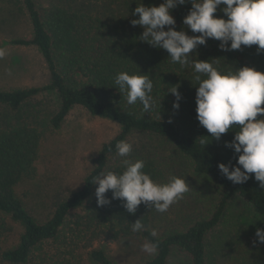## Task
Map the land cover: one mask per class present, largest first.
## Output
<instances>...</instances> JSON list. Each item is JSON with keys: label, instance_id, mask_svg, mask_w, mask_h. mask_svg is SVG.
Segmentation results:
<instances>
[{"label": "trees", "instance_id": "trees-1", "mask_svg": "<svg viewBox=\"0 0 264 264\" xmlns=\"http://www.w3.org/2000/svg\"><path fill=\"white\" fill-rule=\"evenodd\" d=\"M108 1L125 5L132 12L140 2ZM22 4L32 35L11 39L10 44L36 48L49 71L50 82L42 87L0 89V214L9 216L22 227L15 248H0V264H31L48 242H59L66 248L63 258L56 263L53 258V264H72L77 249H86L94 243L111 244L122 238H138L158 245L156 254L140 264H168L173 249L187 255L189 264H264V245L253 247L250 240L227 245L212 235L235 200L243 201L250 212L264 220V190L254 179L234 185L218 171V163L232 161L235 164L233 151L224 147V142L231 141L235 133L230 131L220 141H215L199 125L195 111L198 84L192 79V70L171 63L165 50L141 41L143 29L139 26L109 21L64 2L38 6L36 0H22ZM188 7L174 10L176 30L184 28L182 19ZM187 34L192 35L191 31ZM218 44L209 39L207 45L200 46L193 55L201 61L219 59L223 70L249 66L264 72V54L257 55V46L222 52ZM122 71L130 75L146 74L153 80V96L157 101L154 112L143 113L139 102L132 106L127 104L126 94L114 84L115 76ZM177 85L182 99L179 110L175 111L172 108L175 97L169 91ZM43 93L54 94L57 107L45 119L37 121L28 108ZM75 107L83 108L93 117L116 123L120 132L101 146L82 187L59 202L48 219L39 222L17 188L23 181L36 177L43 130H60ZM135 134H147L164 141L187 160L193 174L206 180L216 193L213 211H196L198 215L191 219L190 213L182 217L180 212L177 219L166 223L165 230L158 234L156 223L165 220L167 212L160 213L141 204L135 215H131L123 208L122 201L111 199V191L106 193L111 203L98 206L95 177L108 172L122 174L123 159L143 160V171L156 183H167L173 176L170 170L174 167L159 156L162 153L153 155L144 147L133 148L129 157L117 155V142L130 143ZM203 137H206L205 144L201 143ZM138 219L145 230L133 232L131 223ZM90 256L94 264H116L103 250H92Z\"/></svg>", "mask_w": 264, "mask_h": 264}, {"label": "clouds", "instance_id": "clouds-1", "mask_svg": "<svg viewBox=\"0 0 264 264\" xmlns=\"http://www.w3.org/2000/svg\"><path fill=\"white\" fill-rule=\"evenodd\" d=\"M136 5L132 15L138 19L131 20V25L143 29L139 39L153 48L165 50L171 63L192 70V79L198 84L195 111L199 125L215 141H220L230 131L235 133L231 141L224 142V147L233 151L235 164L232 161L218 163L220 174L234 185L254 179L264 190V72L249 66L223 70L219 59L201 61L193 55L200 46H206L209 39L218 41L222 52L255 45L257 55L264 54V0H162L158 6H145L140 0ZM187 6L190 7L182 19L184 28L176 30L173 12ZM7 54L6 49L0 48V59ZM114 84L126 94L129 106L139 102L145 114L156 110L154 83L149 75H130L122 71L115 76ZM178 88L179 85L173 86L169 91L175 97L172 104L175 111L179 110L182 99ZM158 117L161 120V111ZM204 138H200L202 144H205ZM132 150V144L126 140L116 144L119 157H129ZM122 164L125 167L122 174L108 172L95 177L98 206L111 203L106 197L111 191V199L122 201L123 208L131 215H135L141 204L164 213L191 190L186 179L177 176H171L164 184L154 182L143 171V160L123 159ZM131 226L133 232L145 230L141 219ZM152 235H156L155 231ZM252 245H264V228H255ZM157 248L152 242L142 245V251L150 255L156 254Z\"/></svg>", "mask_w": 264, "mask_h": 264}, {"label": "rangeland", "instance_id": "rangeland-1", "mask_svg": "<svg viewBox=\"0 0 264 264\" xmlns=\"http://www.w3.org/2000/svg\"><path fill=\"white\" fill-rule=\"evenodd\" d=\"M36 2L38 6L64 2L68 6L92 12L126 26H130L131 20L136 19L125 5L114 4L108 0H36ZM142 2L145 6H158L162 0ZM31 35L32 28L22 0H0V48L6 49L8 53L4 59H0V89L42 87L50 82L49 71L36 48L10 44L11 39ZM30 105L29 113L37 121H42L55 111L57 99L54 94L43 93ZM43 131L39 158L36 162V177L23 181L17 188L18 193L24 196L28 210L39 222L48 219L59 202L82 187L101 146L112 140L120 132V127L114 122L91 116L83 108L75 107L60 130ZM130 143L134 149L145 147L146 151L153 155L162 153L159 156L174 167L175 173L170 170L173 176L185 178L191 188L183 199L170 206L171 211L169 209L166 211L165 220H158L156 223L158 234L165 230L166 223L176 220L180 212L183 213L182 217L190 213L191 219L198 215L196 211L205 213L213 211L216 193L206 180L193 174L188 161L177 155L171 145L147 134H135ZM256 227L264 228V220L250 212L243 201L235 200L229 205L226 216L212 235L227 245L239 240L252 242ZM21 233L20 224L12 221L9 216L0 214L2 250L15 248ZM144 243L138 238H122L111 244L94 243L86 249H77L71 262L94 264L90 256L91 251L103 250L116 264H140L153 255L142 251ZM65 250V246L59 242H48L42 252L36 254L31 264H53V258L56 263L63 258ZM189 263L187 255L178 249L172 250L168 264Z\"/></svg>", "mask_w": 264, "mask_h": 264}]
</instances>
